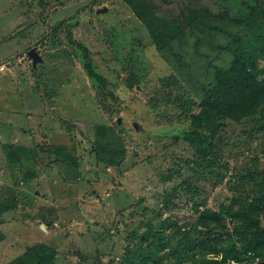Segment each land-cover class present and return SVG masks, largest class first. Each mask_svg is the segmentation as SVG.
I'll return each instance as SVG.
<instances>
[{
    "label": "rangeland",
    "instance_id": "374dc122",
    "mask_svg": "<svg viewBox=\"0 0 264 264\" xmlns=\"http://www.w3.org/2000/svg\"><path fill=\"white\" fill-rule=\"evenodd\" d=\"M178 2L208 7L214 28H188L187 47L184 33L177 41L164 31L160 50L126 0H0V18L8 14L9 21L0 33V205L12 208H0V264H11L37 243L57 250L54 264H120L127 236L157 222L163 194L193 175L183 166L192 155L183 139L189 121L171 118L173 95L163 79L177 75L199 87L211 61L253 45L264 0H165L161 13L170 16ZM61 21L75 26L73 38L90 50L96 70L119 97L105 98L115 112L105 111L83 52L68 43ZM32 48L43 58L36 67L28 56ZM133 74L140 81L130 88ZM226 137V180L217 187L200 183L201 198L213 208L232 198L231 180L241 183L262 166L256 159L264 137L257 126L229 122ZM112 141L124 159L107 166L96 148ZM12 145L27 151L14 154ZM58 146L66 148L60 156L54 154ZM68 155L77 161L70 166L76 182L63 177ZM179 165L184 178L167 180ZM241 184L240 190L254 189ZM170 214L196 215L191 204L163 212Z\"/></svg>",
    "mask_w": 264,
    "mask_h": 264
},
{
    "label": "trees",
    "instance_id": "16d2710c",
    "mask_svg": "<svg viewBox=\"0 0 264 264\" xmlns=\"http://www.w3.org/2000/svg\"><path fill=\"white\" fill-rule=\"evenodd\" d=\"M126 1L153 34L160 50L166 47L164 31L174 33L172 40L178 38L177 41L184 33L187 44L184 42L183 45L187 47L191 41L188 28H214L210 24L213 13L205 6L190 8L178 2L170 17L161 13L162 7L166 9L165 0ZM257 12L264 16V8ZM59 25L65 28L68 43L82 50L87 75L98 85L105 111L112 113V104L105 98L119 97L111 91L110 82L96 70L90 50L73 38L75 26L66 21ZM259 26L261 31L249 48L238 45L228 58L215 64L210 62L212 68L199 87L194 85L196 81L192 84L194 87H189L177 75L163 79L165 90L170 92V97L173 95L171 118L189 121L183 139L192 149V155L183 166L193 171V175L184 178L182 165L170 169L167 180L175 177L184 179L163 194L159 220L150 221L127 236L130 244L126 246L120 264H264V138L261 160L256 159L258 164L262 163L261 168L242 176L244 181L241 180L243 184H252L254 189L240 190L242 184L231 180L232 198L228 203L223 202L213 208L209 206L207 197L201 198L200 184L204 180L217 187L226 180L225 171L228 172L229 165L224 150L228 144L226 127L229 122H250L264 137V22ZM134 75L127 83L130 88L140 81ZM114 145L112 141L96 148L97 157L107 166L123 162L124 156L118 150L120 147ZM12 147L16 149L14 154L27 151L25 146ZM65 150L64 146H58L54 154L60 156ZM62 160L68 170L67 174V171L63 173L65 181L76 182L70 166L77 161L71 155ZM183 195H189L186 202H183ZM190 204L196 214L194 217L163 216L165 211ZM0 208L2 212L12 209L6 205H0ZM1 235L0 241L4 238ZM57 255L55 248L37 243L11 264H54ZM108 264H113V261Z\"/></svg>",
    "mask_w": 264,
    "mask_h": 264
},
{
    "label": "water",
    "instance_id": "95a60500",
    "mask_svg": "<svg viewBox=\"0 0 264 264\" xmlns=\"http://www.w3.org/2000/svg\"><path fill=\"white\" fill-rule=\"evenodd\" d=\"M28 56L30 59L33 60V65L34 67H36L38 65L39 62H43V58L41 57V55L39 54L37 48H32L29 52H28ZM121 122V119H119V124ZM136 128H139V126L137 124H135ZM43 228H45L44 225H42Z\"/></svg>",
    "mask_w": 264,
    "mask_h": 264
},
{
    "label": "crops",
    "instance_id": "0c3cea01",
    "mask_svg": "<svg viewBox=\"0 0 264 264\" xmlns=\"http://www.w3.org/2000/svg\"><path fill=\"white\" fill-rule=\"evenodd\" d=\"M4 15H6L5 17H4ZM1 18H0V33H1V30H2V28H4L7 24H8V22L9 21H7L6 20V24H5V20L4 19H7V17H8V14H1ZM3 18V19H2ZM13 24H14V22H12ZM12 23H11V25H12ZM1 25H4V26H1ZM11 25H10V27H11ZM13 29V27L12 28H10V30L9 31H13L12 30ZM9 31H7V33L9 32ZM0 171H2V170H0ZM0 175H1V172H0Z\"/></svg>",
    "mask_w": 264,
    "mask_h": 264
}]
</instances>
